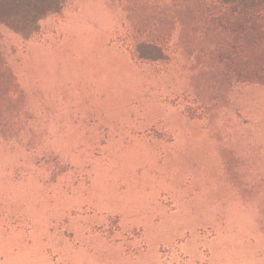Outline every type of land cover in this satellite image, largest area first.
<instances>
[{"label": "rangeland", "instance_id": "obj_1", "mask_svg": "<svg viewBox=\"0 0 264 264\" xmlns=\"http://www.w3.org/2000/svg\"><path fill=\"white\" fill-rule=\"evenodd\" d=\"M223 13L63 0L28 39L0 24V264H264V86L232 73ZM161 38L168 63L131 60Z\"/></svg>", "mask_w": 264, "mask_h": 264}, {"label": "trees", "instance_id": "obj_2", "mask_svg": "<svg viewBox=\"0 0 264 264\" xmlns=\"http://www.w3.org/2000/svg\"><path fill=\"white\" fill-rule=\"evenodd\" d=\"M224 11L219 27L232 32L226 60L235 78L242 83L264 86V38L253 34L264 15V0H203ZM63 0H0V24L28 39L39 32L46 15L59 14ZM133 62L168 63L171 60L165 39L142 40L129 50Z\"/></svg>", "mask_w": 264, "mask_h": 264}]
</instances>
